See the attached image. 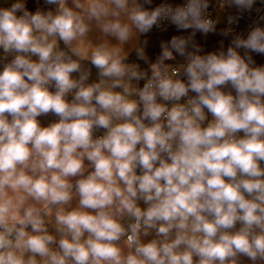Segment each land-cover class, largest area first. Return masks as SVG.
<instances>
[{
	"label": "clouds",
	"instance_id": "clouds-1",
	"mask_svg": "<svg viewBox=\"0 0 264 264\" xmlns=\"http://www.w3.org/2000/svg\"><path fill=\"white\" fill-rule=\"evenodd\" d=\"M151 3L0 7V264H264V26L205 52L209 0Z\"/></svg>",
	"mask_w": 264,
	"mask_h": 264
},
{
	"label": "crops",
	"instance_id": "crops-1",
	"mask_svg": "<svg viewBox=\"0 0 264 264\" xmlns=\"http://www.w3.org/2000/svg\"><path fill=\"white\" fill-rule=\"evenodd\" d=\"M14 2V0H7V3L5 0H0V7H7L10 6V4ZM161 3H169L173 5L174 7L176 5H182L185 3V0H152L151 5H145L146 8H155L156 6L160 5ZM26 7L30 11H36L38 8L48 10L49 8H54V6L46 5L44 4V0H26ZM240 8L236 7L235 5L232 6H225L223 8L220 7V0H209V9L208 13L212 15L215 20H218L217 24V33L216 34H208L207 36H204L201 33H197L195 36V40L197 43H199L203 48L205 52L208 51H214L219 50L221 47V42H223L224 50L227 49L231 42L232 36L224 37L219 34L220 29L228 27V17L232 16L236 10ZM243 10V9H240ZM246 13L249 14V21H251V26L258 22L261 24V26H264V20H261V17H264V0H255V4L253 5V8L251 10H243ZM191 30L187 31H178L174 25H172L168 21H163L161 26L159 28L153 27V29L146 34L145 36H142L140 38L141 41L147 40L148 43L145 46L146 55L149 57V59L154 62L156 57L159 55L161 49H160V43L166 42L171 39L174 35H188ZM248 32V31H247ZM240 34L242 36L247 35V33H239L235 30H233L232 35ZM62 46V45H61ZM241 54L243 55V50H240ZM253 57V60L255 61L256 66L264 65V55H260L257 53H250ZM130 62H137L141 65V68H147V64L142 61L138 60L135 52H132L129 57ZM183 62V58L177 56L176 61H169L168 63H179ZM92 80L96 79V69L92 68ZM143 84V81H141V86ZM42 125L47 126L48 123L54 121L56 117L52 115H48L45 117H40ZM209 119H211V116L209 115ZM102 134L101 133H97ZM143 206V205H142ZM245 264H250V262L245 261Z\"/></svg>",
	"mask_w": 264,
	"mask_h": 264
},
{
	"label": "built area",
	"instance_id": "built-area-1",
	"mask_svg": "<svg viewBox=\"0 0 264 264\" xmlns=\"http://www.w3.org/2000/svg\"><path fill=\"white\" fill-rule=\"evenodd\" d=\"M232 16L238 17V21L235 24L231 25L233 30L242 34L247 33L251 26V21H249V14L243 10L238 9ZM210 17L215 19L212 15H210Z\"/></svg>",
	"mask_w": 264,
	"mask_h": 264
}]
</instances>
